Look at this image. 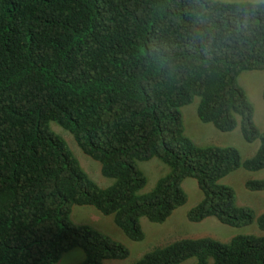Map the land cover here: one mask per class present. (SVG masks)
<instances>
[{
	"label": "trees",
	"instance_id": "1",
	"mask_svg": "<svg viewBox=\"0 0 264 264\" xmlns=\"http://www.w3.org/2000/svg\"><path fill=\"white\" fill-rule=\"evenodd\" d=\"M246 71H264V0H0V264H54L75 248L80 264L125 259L123 244L74 224L73 207L112 215L142 241V218L164 223L186 204L187 178L203 194L190 222L256 223L263 234L184 238L133 264H264V213L220 182L264 169V132L238 83ZM196 97L202 123L260 142L251 158L186 134L181 108ZM51 123L101 164L109 187L82 169ZM154 157L170 171L140 194L146 177L136 162ZM245 188L264 192V179Z\"/></svg>",
	"mask_w": 264,
	"mask_h": 264
},
{
	"label": "rangeland",
	"instance_id": "2",
	"mask_svg": "<svg viewBox=\"0 0 264 264\" xmlns=\"http://www.w3.org/2000/svg\"><path fill=\"white\" fill-rule=\"evenodd\" d=\"M216 1L234 3L249 2L254 4L261 2V0ZM238 83L244 89L254 106V122L256 126L261 132H264V71L243 72L238 78ZM198 103L199 98L196 97L191 104L181 108L185 132L196 144L202 147H235L240 150L243 160L251 158L256 153L260 142L247 143L243 139L239 128L232 132H221L212 124L202 123L197 115ZM51 128L65 139L69 149L80 162L82 169L101 188H107L113 183V179L106 178L102 175L101 164L86 155L69 132L64 131L57 123H51ZM136 167L146 177V184L140 190V194H146L153 190L158 181L170 171L168 165L158 157H154L148 161H137ZM248 179H264V169L249 172L240 168L220 182L234 189L239 205L250 207L256 216H259L264 213V192L247 190L245 188V181ZM182 187L187 194V202L179 207L166 222L152 223L146 218H142L141 224L145 232V238L142 241L130 240L116 226L114 216L103 215L92 206H74L71 221L76 225L92 226L123 244L128 249L129 256L127 258L107 260L105 264H133L156 247L167 245L184 238L211 237L227 243L236 235L250 234L260 236L263 234L256 223L236 228L224 225L213 217L206 218L197 223L190 222L187 219V213L202 200L203 194L197 181L192 178L185 179ZM84 259V251L81 248H75L65 253L61 260L54 264H80ZM195 261V258H191L181 264H193ZM209 264H213V260H209Z\"/></svg>",
	"mask_w": 264,
	"mask_h": 264
}]
</instances>
